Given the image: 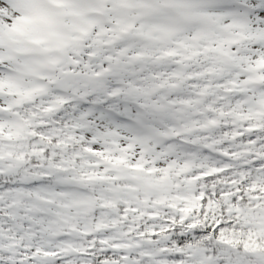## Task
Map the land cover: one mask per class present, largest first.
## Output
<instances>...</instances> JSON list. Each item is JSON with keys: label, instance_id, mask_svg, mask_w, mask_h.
<instances>
[{"label": "snow or ice", "instance_id": "obj_1", "mask_svg": "<svg viewBox=\"0 0 264 264\" xmlns=\"http://www.w3.org/2000/svg\"><path fill=\"white\" fill-rule=\"evenodd\" d=\"M0 264H264V0H0Z\"/></svg>", "mask_w": 264, "mask_h": 264}]
</instances>
